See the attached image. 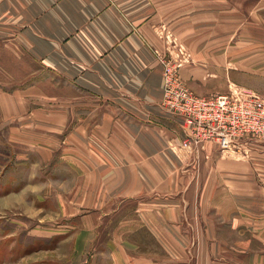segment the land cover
<instances>
[{
	"label": "crops",
	"instance_id": "1",
	"mask_svg": "<svg viewBox=\"0 0 264 264\" xmlns=\"http://www.w3.org/2000/svg\"><path fill=\"white\" fill-rule=\"evenodd\" d=\"M168 32L195 93L264 96V0H0V138L42 169L74 264H264V137L177 147Z\"/></svg>",
	"mask_w": 264,
	"mask_h": 264
},
{
	"label": "rangeland",
	"instance_id": "2",
	"mask_svg": "<svg viewBox=\"0 0 264 264\" xmlns=\"http://www.w3.org/2000/svg\"><path fill=\"white\" fill-rule=\"evenodd\" d=\"M1 138L0 264H74V228L69 217L57 218L42 169L27 167L24 149Z\"/></svg>",
	"mask_w": 264,
	"mask_h": 264
},
{
	"label": "built area",
	"instance_id": "3",
	"mask_svg": "<svg viewBox=\"0 0 264 264\" xmlns=\"http://www.w3.org/2000/svg\"><path fill=\"white\" fill-rule=\"evenodd\" d=\"M168 48L160 59L164 74V108L183 119L182 151H198L216 143L221 151L251 152L264 137V96L241 86L199 95L183 80L181 68L190 59L183 43L168 32Z\"/></svg>",
	"mask_w": 264,
	"mask_h": 264
}]
</instances>
